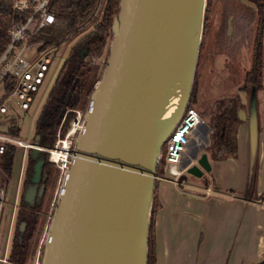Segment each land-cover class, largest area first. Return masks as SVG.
Segmentation results:
<instances>
[{
  "label": "water",
  "instance_id": "obj_1",
  "mask_svg": "<svg viewBox=\"0 0 264 264\" xmlns=\"http://www.w3.org/2000/svg\"><path fill=\"white\" fill-rule=\"evenodd\" d=\"M202 3L205 6L204 17L201 36L193 51L194 64L187 100L178 118L165 126L138 154L140 136L150 104L160 87L166 60L194 9ZM206 4L207 0L120 1L119 12L114 17L110 51L101 77L91 93L84 126L77 133L72 148L71 162L44 241L41 264H128L136 194L152 173V200L146 228L145 264H148L149 228L159 154L191 96ZM86 52L87 49L82 50V56ZM249 105L252 171L258 150L255 85L251 88ZM246 114V109L240 108V118H246ZM36 139L37 135L34 144H37ZM206 140H209V135ZM192 155H197V152ZM30 156L34 163L22 192L26 206L33 204L36 189L33 183L39 181L43 162L36 145L31 147ZM190 161L188 158L182 166L196 176H202L212 168L207 151L202 150L198 163L190 164ZM25 221L24 214L17 224L18 238L25 228Z\"/></svg>",
  "mask_w": 264,
  "mask_h": 264
},
{
  "label": "trees",
  "instance_id": "obj_2",
  "mask_svg": "<svg viewBox=\"0 0 264 264\" xmlns=\"http://www.w3.org/2000/svg\"><path fill=\"white\" fill-rule=\"evenodd\" d=\"M99 1L100 0H52L51 9L55 13V19L53 22L42 26L35 35V39L42 41V46H58L72 34L84 30L89 24H92L71 46L60 73L49 92L47 100L40 110L33 136L34 142V138L37 135L36 140L38 145L48 148L54 146L59 130L64 134L70 126L71 120L75 114V111L72 109L83 107L89 102L91 93L101 77L114 36V17L119 12L121 0H105L98 8ZM248 1L256 5L258 13L251 64L247 69L245 80L241 87V89H244L247 95L250 96L253 85L256 86L257 91L264 86V82L261 80L264 53V0ZM12 2L13 0H0V53L9 39L7 33L9 26L15 19L21 18L25 14L23 11L14 9L12 7ZM210 5L211 0H207L203 37L207 32ZM202 44L203 39L200 48ZM86 49L87 52L82 56V50ZM102 59H104V61L103 63L101 62L102 65L100 67L99 61ZM93 74H95V76L92 78ZM4 88L6 92H8L10 89L9 83H6ZM196 89V78L194 77L191 96L187 106L192 105L196 101ZM68 95L69 98L67 99ZM4 96L5 94L2 93L0 101ZM243 105L244 103L240 93L234 95L230 103L218 100L215 111L210 114L209 120H206L208 126H210L209 141L206 144V149L210 151L212 159H224L230 155L237 154V132L239 123L242 121L239 116V110ZM68 108L70 109L66 112ZM6 131L9 134L17 136L19 128L17 125H10L6 128ZM11 143L12 142H7L5 151L0 153L2 169H7L12 163L14 146ZM40 154L43 158L41 171L44 168L51 169L49 151L41 149ZM5 158H8V160L3 162ZM33 163L34 159L30 156L29 152L24 169L25 176H28L32 170ZM162 163H165L163 158H161L158 163V177L164 175V170L161 168ZM158 177L154 190L153 209L149 228L148 264H158L154 228L157 209ZM256 183L257 167L254 166L248 176L246 187L247 195L254 194ZM40 206L41 204L38 202L26 206L22 197H20V207L18 208L17 215L18 219L7 257L9 263L7 264H19L25 261L28 241L35 229L37 219L36 210L39 209ZM24 214L26 215L25 228L21 237L18 238L17 224L20 217ZM250 264H264V259Z\"/></svg>",
  "mask_w": 264,
  "mask_h": 264
},
{
  "label": "rangeland",
  "instance_id": "obj_3",
  "mask_svg": "<svg viewBox=\"0 0 264 264\" xmlns=\"http://www.w3.org/2000/svg\"><path fill=\"white\" fill-rule=\"evenodd\" d=\"M245 2L243 0H211L207 32L202 38L203 44L199 51L198 66L196 67L194 76L196 78L197 88L196 101L190 105L195 107L207 121L209 120L210 114L215 111L218 100L230 103L232 97L241 92L242 95H240L244 103L242 108H245L246 111L249 110V96L241 87L245 80L247 69L251 64L254 44L252 31H256L257 28H255L256 23L253 25L252 22L254 18L256 20L258 13L252 5L248 6ZM91 25L89 24L86 29L72 34L67 40L52 50V61L47 71L46 80L41 84L38 91L34 93L28 108L21 109L14 102V99L10 97L6 100L9 110L0 112V132H5L6 128L10 125H17L19 128L17 136L24 141L33 142L37 117L60 73L68 52L77 38L87 31ZM103 61L104 59L99 61L100 67ZM262 64L261 80L264 82V53ZM94 76L95 74L92 75V78ZM88 104L89 102L83 107L78 108L85 113ZM75 137L73 136L74 144ZM166 139L161 147L164 153V160H166L167 153ZM11 144L14 146L11 165L7 169H2L0 163V188L3 189V201L0 206V257H5L6 259V261L0 260V264L9 263L7 257L18 219V202L23 192L21 178L25 176L24 169L27 163L28 153L32 147L16 143ZM202 150L207 151L209 157H211L210 151L206 149V145ZM6 160L8 158H5L3 162ZM166 164L167 162L161 164V168L164 170L163 176L173 177L174 175L169 173ZM50 165L52 179H50L48 187L44 190L42 197L41 195L39 196V193L43 192V184L41 188V185L38 186V181L33 183L36 189L32 200L36 196L40 197L41 206L36 210L37 219L35 229L28 241L25 261L19 264H33L37 259L39 264H41L44 241H46L64 179V177L62 179L57 177L58 174L54 171L55 167H53L54 164L52 162ZM182 178L189 181L191 179L199 180V182L204 184H208L210 180L208 173L198 179L196 175L188 171H184L182 176H180L181 180Z\"/></svg>",
  "mask_w": 264,
  "mask_h": 264
},
{
  "label": "crops",
  "instance_id": "obj_4",
  "mask_svg": "<svg viewBox=\"0 0 264 264\" xmlns=\"http://www.w3.org/2000/svg\"><path fill=\"white\" fill-rule=\"evenodd\" d=\"M243 1L257 12L253 2ZM257 22L258 16L252 22L255 28ZM252 32L254 37L255 30ZM2 93L0 88V97ZM249 112L238 126L237 154L224 159L209 157L212 168L204 173L209 175L208 184L158 177L154 227L158 264H250L264 259V86L257 94L253 195L246 193L251 172Z\"/></svg>",
  "mask_w": 264,
  "mask_h": 264
},
{
  "label": "built area",
  "instance_id": "obj_5",
  "mask_svg": "<svg viewBox=\"0 0 264 264\" xmlns=\"http://www.w3.org/2000/svg\"><path fill=\"white\" fill-rule=\"evenodd\" d=\"M52 0H13L12 7L23 11V17L15 19L9 26L8 41L0 53V88L5 96L0 101V112L8 111L6 100L10 97L21 109L29 107L33 95L46 80L47 71L52 61V50L56 46H42V41L35 39L40 28L55 19L51 9ZM105 0H100L98 8ZM9 83L10 89L6 92L4 86ZM68 108L66 112L69 110ZM75 114L68 130L63 134L58 132L53 147H43L31 141L6 132H0V153L5 151L6 143L12 142L23 146L37 145L39 149L49 151V159L58 178L65 177L71 162V153L74 146L73 136L84 126V116L78 107L73 108ZM210 128L207 121L193 106H187L181 117L167 136L166 166L169 173L173 174L176 182H182L180 176L186 170L182 163L188 158L191 163H198L202 150L200 147L207 144V135ZM76 139V137H75ZM66 147V148H65ZM65 148V149H64ZM55 150L58 152L54 155ZM197 152V155H192ZM164 159V153L159 154V160ZM56 174V175H57ZM209 189V188H207ZM3 189L0 188V206L3 201ZM0 260L6 261L5 257ZM33 264H39L38 259Z\"/></svg>",
  "mask_w": 264,
  "mask_h": 264
},
{
  "label": "bare ground",
  "instance_id": "obj_6",
  "mask_svg": "<svg viewBox=\"0 0 264 264\" xmlns=\"http://www.w3.org/2000/svg\"><path fill=\"white\" fill-rule=\"evenodd\" d=\"M204 10V3L197 5L166 60L160 87L150 104L146 125L140 136L138 154L165 126L178 118L187 100L194 64L193 51L201 36ZM57 153L55 150L54 155L56 156ZM153 178L154 175L150 173L139 186L136 194L134 225L130 243L131 254L128 264H145L146 228L152 200Z\"/></svg>",
  "mask_w": 264,
  "mask_h": 264
},
{
  "label": "flooded vegetation",
  "instance_id": "obj_7",
  "mask_svg": "<svg viewBox=\"0 0 264 264\" xmlns=\"http://www.w3.org/2000/svg\"><path fill=\"white\" fill-rule=\"evenodd\" d=\"M26 176L21 178V184L23 185V189H24V186H25V184L27 182ZM50 179H52V170L48 169V168L42 169L41 173L39 174V181H38V186L41 185V183H43V188H44L43 192L41 193V197L44 194V190L47 189ZM37 202L39 204H41L40 197L36 196L35 199L33 200V203L36 204ZM23 206H24V204H23ZM18 207H20V201L18 202Z\"/></svg>",
  "mask_w": 264,
  "mask_h": 264
}]
</instances>
